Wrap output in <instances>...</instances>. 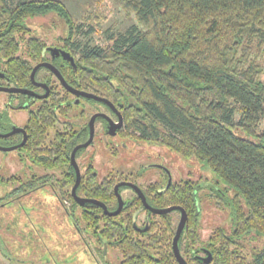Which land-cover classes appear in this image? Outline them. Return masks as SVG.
Here are the masks:
<instances>
[{
	"label": "trees",
	"instance_id": "1",
	"mask_svg": "<svg viewBox=\"0 0 264 264\" xmlns=\"http://www.w3.org/2000/svg\"><path fill=\"white\" fill-rule=\"evenodd\" d=\"M118 1L135 23L105 48L76 50V27L62 1L22 0L10 6L0 0V70L28 86L45 44L33 34L30 21L58 15L67 26L59 42L75 51V70L70 67L75 84L122 102L126 131L196 159L211 175L208 193H202L228 210L230 223L219 225L207 243L199 237L201 186L187 180L168 188V204H182L188 213L178 243L188 264H264V130H258L264 115V65L252 52L253 42L264 43V0ZM46 147L44 165L50 167L54 161ZM65 149H59L60 158L67 157ZM86 195L110 202L101 189L93 187ZM82 210L85 225L93 228L99 221L94 215H101L108 238L119 235L117 226L125 231L127 237L116 242L126 264H178L170 246L164 255L149 257L144 245L129 241L123 218L115 221L92 204ZM258 238L263 243L245 255L246 243ZM200 245L211 252L209 263L196 256Z\"/></svg>",
	"mask_w": 264,
	"mask_h": 264
},
{
	"label": "flooded vegetation",
	"instance_id": "2",
	"mask_svg": "<svg viewBox=\"0 0 264 264\" xmlns=\"http://www.w3.org/2000/svg\"><path fill=\"white\" fill-rule=\"evenodd\" d=\"M65 42L45 41L41 47L40 59L33 63L32 68L39 63L52 65L67 86L62 84L57 72L43 64L37 67L33 79L30 71L28 86L19 85L10 74L8 76L6 72L0 70V207L12 203L22 205L23 199L32 200L30 197L38 190H49L56 196L69 223L71 225L74 223V228L78 227L81 230L78 234L79 239L85 241L92 256L96 254L101 262H104L110 255L112 264H126L116 242L127 237L125 231L120 232L117 226L116 232L119 235H115L114 239L108 238V234L102 233L106 227L101 221V215H94L99 218L96 228H93V224L86 226L82 209H88L92 204L99 206L105 216L115 217V221L120 222L123 218L121 222L124 225L123 230L129 225V241L138 246L144 245L143 248L149 257H153L154 254L162 255L161 253L164 255L168 252V246L173 252L172 243L181 215L180 208L185 211L188 218L182 204H168V188L171 183L181 181L183 184L190 180L198 182L201 186L199 191L201 199L197 204L199 237L203 243L209 242L214 230L221 225H215L205 239L202 237L203 214L214 213V209L209 207L213 206V201L204 197L205 192L202 193L201 190L209 188L211 181L191 179L190 175L187 176L189 170L185 173L186 176L177 180L173 178L166 161L159 158L157 153L152 154L155 157L152 159L149 156V149L153 148L155 151L153 144H164L137 138L130 130L126 131L120 111L122 102L116 104L106 96L75 84V73L70 70L72 64L61 55L60 50L69 51L73 58L75 55L72 52L75 51L69 44L65 46ZM51 48H57V53L51 51ZM2 87L8 89H1ZM12 88H23L30 93L9 90ZM80 92L92 93L106 101L82 95ZM115 137L136 141V147L141 146L140 142H143L149 148L138 147L132 165L120 170L109 169L102 160V153L97 154L92 146L99 140L103 145L112 144V154H120L126 142L124 140L121 147V144L114 140ZM43 138H46V142ZM66 142L70 148L65 149ZM61 146L65 149L66 158H60ZM44 147L50 149L48 153L50 151L52 153L54 165H49L50 167L44 165V156L47 155ZM121 156L124 157L123 154ZM82 182L85 183L84 189L78 192L77 188ZM93 187L101 189V192L107 191L104 197L109 198L110 202L105 203L101 199L86 195ZM63 190H68L69 195L67 196ZM90 198L100 203L82 200ZM119 206L120 210L116 214H111ZM172 206L178 207L158 211ZM19 209L15 211L19 214L13 217L17 220L25 217L28 221L30 212L22 211L23 208L22 212H19ZM9 210L13 211V208L9 207ZM174 213L178 215L177 222ZM37 216L40 217L39 214ZM225 221L222 226L226 227L230 223V218ZM183 230L184 228L178 237L177 245ZM120 233L123 234L122 238ZM200 248L196 256L203 263H209L212 259L211 252L203 245H200Z\"/></svg>",
	"mask_w": 264,
	"mask_h": 264
},
{
	"label": "rangeland",
	"instance_id": "3",
	"mask_svg": "<svg viewBox=\"0 0 264 264\" xmlns=\"http://www.w3.org/2000/svg\"><path fill=\"white\" fill-rule=\"evenodd\" d=\"M22 0H7L10 6L16 5ZM69 10L76 29L73 34L75 49L81 50L86 47L105 48L112 44L118 34L123 33L132 24L135 18L132 14H126L120 6L118 0H60ZM33 34L42 38L48 43H57L59 38H64L67 34V26L64 21L55 13H49L43 17H36L30 21ZM253 55L264 65V43L260 46L257 41L252 43ZM259 131L264 130V115L259 125ZM114 140L121 144L125 140L126 145L120 154H112V144L103 145L97 140L92 146L97 154L102 153L103 162L109 169H122L134 163L138 147L136 141L126 140L122 137H115ZM106 145H108L106 147ZM156 148L149 149V156L154 152L159 158L165 160L172 172L173 178L190 175L191 179L199 181L211 180L209 172L201 166L194 158L184 159L170 148L153 144ZM4 153H2L3 155ZM124 155L121 156V155ZM123 157V158H122ZM149 158V157H148ZM189 166V168L187 167ZM197 172L199 174H197ZM208 172V173H207ZM181 173H183L181 175ZM207 189V188H206ZM205 188L204 191H207ZM202 192V190H201ZM34 197V198H33ZM30 199H23L22 205L6 204L0 207V264H112L110 255L108 259L101 262L98 255L90 254L86 243L79 239L80 229L74 228L67 220L66 213L60 208L56 196L49 190H38ZM209 206L214 209V213H204L202 218V237L205 239L217 224H223L228 219L226 208ZM13 208V211L9 210ZM19 212H30L28 221L26 218L15 219L13 215L16 209ZM21 208L24 210L21 211ZM33 209V211H32ZM206 212L207 209H206ZM40 215L38 217L37 215ZM175 215V222L178 215ZM14 220V222H11ZM22 224H24L22 226ZM227 227V226H226ZM80 230V231H79ZM83 233V232H82ZM261 239L250 240L246 243L244 250L248 256L249 247L260 246Z\"/></svg>",
	"mask_w": 264,
	"mask_h": 264
},
{
	"label": "water",
	"instance_id": "4",
	"mask_svg": "<svg viewBox=\"0 0 264 264\" xmlns=\"http://www.w3.org/2000/svg\"><path fill=\"white\" fill-rule=\"evenodd\" d=\"M51 51L53 52H56L58 51L57 48H51ZM60 53L61 55L65 58V59H68L69 62L72 64V67L75 68V63H74V58L71 56L70 52L69 51H65V50H60ZM46 65L48 66L47 63H39V64H36L32 70H31V78L33 79V76H34V72L35 70L37 69V67L39 65ZM48 67H50L51 69H53L55 72H57L56 74L60 77V80L62 82V84H64L65 86H67V84L63 81L62 77L59 75L58 71L56 70L55 67H53L52 65H49ZM44 86L47 88V86L44 84ZM1 89H8V88H4L2 87ZM9 90H14V91H20V92H25V93H30V91L26 90V89H23V88H12V89H9ZM82 95H85V96H88V97H92V98H96V99H99V100H102V101H106V99L104 98H101V97H98V96H95L94 94L92 93H87V92H80ZM78 180V178H77ZM74 189V188H73ZM118 198H119V195H117ZM83 201H88V202H92V203H98L99 201L95 200V199H82ZM120 200V199H119ZM81 201V200H79ZM82 202V201H81ZM120 202V201H119ZM100 203V202H99ZM104 207V205H103ZM178 206H172V207H168L166 209H163V210H158L159 212H162V211H166V210H171V209H174V208H177ZM105 208V207H104ZM180 208V207H179ZM120 210V206L117 208L116 211L112 212L111 214H116L118 211ZM181 215H180V219H179V222L177 224V228H176V231H175V235H174V238H173V243H172V250H173V254L178 262V264H188L186 262V260L182 257L179 249H178V245H177V240H178V237L182 231V229L185 227L186 225V220H187V215L185 213V211L183 209H181ZM106 211V209H105ZM107 212V211H106ZM207 260H209V258H207Z\"/></svg>",
	"mask_w": 264,
	"mask_h": 264
}]
</instances>
